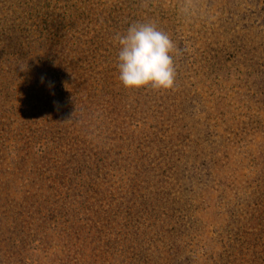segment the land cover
Instances as JSON below:
<instances>
[{"label": "rangeland", "instance_id": "1", "mask_svg": "<svg viewBox=\"0 0 264 264\" xmlns=\"http://www.w3.org/2000/svg\"><path fill=\"white\" fill-rule=\"evenodd\" d=\"M26 1L0 0V264H264V0L79 6L168 34V90Z\"/></svg>", "mask_w": 264, "mask_h": 264}, {"label": "clouds", "instance_id": "2", "mask_svg": "<svg viewBox=\"0 0 264 264\" xmlns=\"http://www.w3.org/2000/svg\"><path fill=\"white\" fill-rule=\"evenodd\" d=\"M115 39L120 46L119 81L123 87L168 90L174 86L176 46L168 34L152 23L133 24L126 35L118 34Z\"/></svg>", "mask_w": 264, "mask_h": 264}, {"label": "trees", "instance_id": "3", "mask_svg": "<svg viewBox=\"0 0 264 264\" xmlns=\"http://www.w3.org/2000/svg\"><path fill=\"white\" fill-rule=\"evenodd\" d=\"M31 1V0H30ZM34 1V4L37 5L38 7H41L42 4H40L41 0H33ZM69 15L71 14H74L72 16H69L67 15V17L69 18L68 21H73V20H76V21H79L78 19L80 18V16H86L87 19L89 18H92L93 19V22L94 23H100V29L99 31H103L102 34H95L96 35V39L98 41V46L99 48L103 51L101 53V61H99V59L97 58L96 59V63H101L102 61H105L106 64H113L114 66H118L119 67V59H118V54H119V51H120V46L118 44L117 41H112L110 39H107L108 37H114L116 38V36L118 35L117 33L120 32L119 30H124V29H121L120 27H118L114 21V19L111 17V14L109 16V13L111 12V8L109 7L108 10H107V13H103L101 12V9L98 11V13H92V10L90 9V7H88L86 10H81L79 8V6L81 4H84L86 1L89 2V0H69ZM26 3H28V1L26 0H19V2L17 3V5L19 7H21V12H23V14H26V15H29L30 13L27 12L28 8H26ZM57 7V4L55 5L54 7V4L52 2H48L45 6H44V11H46L48 14H45L46 15H50V14H53L55 13L54 9ZM34 10H38V8L35 6L34 7ZM107 15V16H106ZM102 22V23H101ZM51 24L53 25L54 22H51ZM63 28V27H62ZM124 32V31H123ZM102 36V38L104 37V40L100 41V37L98 36ZM121 36L124 35L123 34H119ZM56 36H59V37H63V36H66V33L64 32V30H62L60 33H57ZM89 42H93V40L89 41ZM79 43V40L76 42V45H78ZM64 57V60L68 61V57H67V54H65V52L63 51L61 53ZM58 57V55H57ZM87 55L84 57L86 58ZM118 59V60H116Z\"/></svg>", "mask_w": 264, "mask_h": 264}]
</instances>
